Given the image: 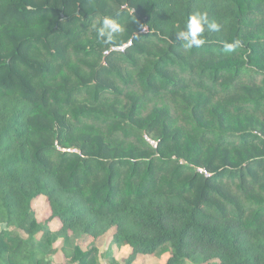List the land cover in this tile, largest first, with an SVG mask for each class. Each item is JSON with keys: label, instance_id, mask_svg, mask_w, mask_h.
Wrapping results in <instances>:
<instances>
[{"label": "trees", "instance_id": "obj_1", "mask_svg": "<svg viewBox=\"0 0 264 264\" xmlns=\"http://www.w3.org/2000/svg\"><path fill=\"white\" fill-rule=\"evenodd\" d=\"M110 231L126 264H264V0H0V264H120Z\"/></svg>", "mask_w": 264, "mask_h": 264}, {"label": "clouds", "instance_id": "obj_2", "mask_svg": "<svg viewBox=\"0 0 264 264\" xmlns=\"http://www.w3.org/2000/svg\"><path fill=\"white\" fill-rule=\"evenodd\" d=\"M97 32V39L103 44H112L119 34L123 33L124 28L111 17H104L99 26L92 25ZM221 25L215 21H209L206 13L197 12L191 15L184 30L176 33V41L180 42L185 51H190L193 47H200L205 43L203 33L218 32ZM239 46V41L235 43L225 42L223 50L233 52Z\"/></svg>", "mask_w": 264, "mask_h": 264}, {"label": "rangeland", "instance_id": "obj_3", "mask_svg": "<svg viewBox=\"0 0 264 264\" xmlns=\"http://www.w3.org/2000/svg\"><path fill=\"white\" fill-rule=\"evenodd\" d=\"M182 125H184V123H182ZM181 125V126H182ZM185 125H187L185 123ZM188 129L190 130V126L188 127ZM146 134L144 139L146 137H149L150 135ZM151 138V139H150ZM150 139L151 141H155L156 142V138L154 136L151 135V137L147 138ZM146 140V139H145ZM157 143V142H156ZM198 170H204V168H197ZM207 172V171H206ZM34 210L37 213L38 219L40 221V223H45V221L49 218L50 215V211L47 208L46 205V199L45 197L40 198L39 200H37L34 204ZM51 228L52 230L56 231L59 228V225L57 222H53L51 224ZM112 238H113V232L110 231L107 235H105V237H103L102 239H100V241L97 243V247L100 250L101 253H104L105 251H107L109 248L113 249V255L114 257L117 259L118 262H120V264H126V260L130 257L131 254V250L128 247H124L121 249H118L117 247H112ZM81 245L83 246L84 249H86L88 247V245L91 243V239L88 238H84L81 240ZM169 253H166L164 255H162L161 257H152V256H144V255H139L135 261L134 264H165V262L167 261V259L169 258ZM53 261L55 264H64V258L61 252H59L54 258Z\"/></svg>", "mask_w": 264, "mask_h": 264}, {"label": "built area", "instance_id": "obj_4", "mask_svg": "<svg viewBox=\"0 0 264 264\" xmlns=\"http://www.w3.org/2000/svg\"><path fill=\"white\" fill-rule=\"evenodd\" d=\"M132 45V41H129L128 43H126L125 45L119 46V47H113L111 51H117V52H124L129 46ZM109 52V51H108ZM108 52H105L104 54L107 55ZM147 141L153 146V147H157L156 142L151 141L150 139H147ZM199 172L208 175V173L206 171L203 170H199Z\"/></svg>", "mask_w": 264, "mask_h": 264}, {"label": "crops", "instance_id": "obj_5", "mask_svg": "<svg viewBox=\"0 0 264 264\" xmlns=\"http://www.w3.org/2000/svg\"><path fill=\"white\" fill-rule=\"evenodd\" d=\"M130 249V248H129Z\"/></svg>", "mask_w": 264, "mask_h": 264}]
</instances>
